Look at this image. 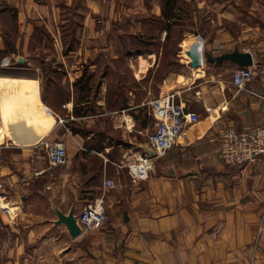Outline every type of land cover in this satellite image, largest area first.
I'll list each match as a JSON object with an SVG mask.
<instances>
[{
    "label": "crops",
    "instance_id": "crops-1",
    "mask_svg": "<svg viewBox=\"0 0 264 264\" xmlns=\"http://www.w3.org/2000/svg\"><path fill=\"white\" fill-rule=\"evenodd\" d=\"M164 4L0 0V75L36 80L51 117L29 104L32 116L48 125L41 139L63 141L69 157L51 166L37 144L41 139L20 144L0 138L7 207L0 209V264H264V156L246 166L226 165L213 139L218 124L264 126V0H235L239 30L234 37L203 39L199 65L190 54L197 44L188 41L177 59L185 61L184 72L168 68L159 76L156 49H146L135 63L132 50L124 51L133 79L128 84L109 66L117 57L109 46L118 35L160 46L173 39L167 28L178 26L183 6L177 1L166 18ZM72 6L79 19L75 47L46 52V42L65 41L59 18ZM236 50L253 59L254 77L239 90L231 85L233 62L206 59ZM49 64L57 65L53 72ZM168 94L200 118L150 160L146 177L134 179L128 165L138 162L153 129L152 101ZM107 178L113 188L104 187ZM101 196L108 219L100 228L72 238L56 224L55 207L66 213L74 206L77 213Z\"/></svg>",
    "mask_w": 264,
    "mask_h": 264
},
{
    "label": "built area",
    "instance_id": "built-area-1",
    "mask_svg": "<svg viewBox=\"0 0 264 264\" xmlns=\"http://www.w3.org/2000/svg\"><path fill=\"white\" fill-rule=\"evenodd\" d=\"M253 77L250 66L236 65L231 73V85L237 90L242 89ZM150 114L154 123L153 129L147 134V144L155 151L154 158L163 156L176 144L184 127L196 123L200 118L197 112L187 110L180 103H176L174 94L153 100ZM58 122H62V119H58ZM214 129L213 139L217 144L215 154L224 164L246 166L264 156L263 125H244L236 128L218 124ZM37 144L41 146L51 166H63L68 162V152L63 141L42 138ZM141 153L142 155L137 157V165L153 159L144 150ZM128 167L134 179L146 177L150 169L148 166L145 171L141 168L136 170L131 164ZM103 184L107 189L115 185L109 178L104 179ZM5 198L3 184L0 182V209L4 211L7 210V207L2 205ZM76 216L82 232L100 228L108 219L103 196L84 205Z\"/></svg>",
    "mask_w": 264,
    "mask_h": 264
},
{
    "label": "rangeland",
    "instance_id": "rangeland-1",
    "mask_svg": "<svg viewBox=\"0 0 264 264\" xmlns=\"http://www.w3.org/2000/svg\"><path fill=\"white\" fill-rule=\"evenodd\" d=\"M179 6H183V8L179 7L177 14L181 19L178 26L175 27L173 31L170 32L173 35V39H170L167 42H163L160 46V41L158 40L151 41L147 38V41L141 40V38H131L130 41H126V39H122L121 36H114V42L109 46V50L116 54L112 60L109 61V66L115 68L117 70L115 72L121 74L123 80L128 84L133 82L131 71L127 66V61L129 59L125 56L124 51L132 50L131 56H134V63L136 61V56L145 54V50L148 48L156 49L159 53L157 55L158 63V75L163 74L168 68L172 70L184 72L186 69L185 61H178V54L186 49L188 45V41L196 42L197 49L199 52L202 50L203 54H201V60H205V50L203 49V39L210 41L214 38H218L220 36H235L236 32L239 30L236 28V14H238V9L235 7V0H178ZM245 4L248 3L249 0H243ZM77 13L73 9L68 10L66 12L60 13V22L63 26V31L66 33L65 41L63 44L60 42H46L45 50L46 52H54L56 50H69L70 48L75 47L74 36H75V28H77V24L79 23V19L76 17ZM78 31V29H77ZM156 29L151 31V33H155ZM78 34V33H77ZM191 39V40H190ZM195 44V45H196ZM194 45V43H193ZM32 47H39V50H42L41 44L34 43ZM32 50H35L32 48ZM185 60V59H184ZM53 63V62H52ZM102 65V64H101ZM100 65V66H101ZM50 68L53 72L54 68L57 67L54 65H50ZM54 74V73H53ZM158 78V76H156ZM154 78V80L156 79ZM58 75L55 74L51 77L52 80H58ZM153 80V81H154ZM153 90V89H151ZM0 138L2 136H7L5 130H3L1 124H3L2 120H0ZM4 125V124H3ZM150 133V129L147 131V134ZM147 134L144 138L147 141ZM45 155V154H44ZM79 212V211H78Z\"/></svg>",
    "mask_w": 264,
    "mask_h": 264
},
{
    "label": "bare ground",
    "instance_id": "bare-ground-1",
    "mask_svg": "<svg viewBox=\"0 0 264 264\" xmlns=\"http://www.w3.org/2000/svg\"><path fill=\"white\" fill-rule=\"evenodd\" d=\"M139 68L143 69L142 62ZM35 81L18 80L15 77L12 78L0 75V120H2L4 124H1V126L3 130L6 131L7 136H10L11 134V131H8L5 127L8 122H12V129L16 127L23 128L22 126H25L26 124V126H29L31 128L36 127V129L41 131L42 133H45L47 131V123H44L43 120H36V118L32 116L30 111L31 107L29 104H35L36 106H38L37 108L42 110V114H45L47 119H50L51 121L49 109L45 105H43L39 99ZM11 88H16V91H13L11 95H9L8 90ZM5 94L7 96H5ZM2 96L7 97L8 101H6V98H4V101L2 99ZM149 162L150 161H147L146 163H140L141 165H137V162L132 161L131 165L133 166V169L137 170L138 168H141L142 171H145L149 166Z\"/></svg>",
    "mask_w": 264,
    "mask_h": 264
},
{
    "label": "water",
    "instance_id": "water-1",
    "mask_svg": "<svg viewBox=\"0 0 264 264\" xmlns=\"http://www.w3.org/2000/svg\"><path fill=\"white\" fill-rule=\"evenodd\" d=\"M191 57L193 58L192 64L194 65H199L201 62V54L197 52L196 50L192 49L191 50ZM22 59V58H20ZM207 60H212V61H231L237 66H251L253 64V59L252 55L249 51H232V52H227L223 53L221 55L212 57V56H207ZM216 113L212 112L209 115V120L215 116ZM9 123V122H8ZM6 129L11 131L10 137L17 143L20 144H33L36 143L41 139L43 136V133L39 130L36 129V127H32L29 130H24L23 128H14L12 129V124H6L5 125ZM142 150L147 152L150 157L154 158L155 157V151L147 144H143L140 146ZM55 215H56V224H62L65 226L68 234L74 238L82 233V230L77 222V216H76V210L75 207L72 206L68 212L64 213L62 212L59 208L55 207L54 208Z\"/></svg>",
    "mask_w": 264,
    "mask_h": 264
},
{
    "label": "trees",
    "instance_id": "trees-1",
    "mask_svg": "<svg viewBox=\"0 0 264 264\" xmlns=\"http://www.w3.org/2000/svg\"><path fill=\"white\" fill-rule=\"evenodd\" d=\"M165 4L162 7L161 14L162 16L169 18L173 16V9L176 6V3L178 0H164ZM178 8V7H177ZM171 30H169V27L167 28V36L169 37Z\"/></svg>",
    "mask_w": 264,
    "mask_h": 264
}]
</instances>
